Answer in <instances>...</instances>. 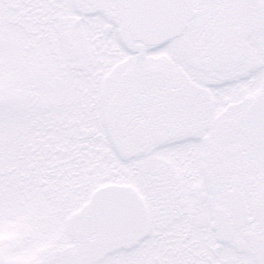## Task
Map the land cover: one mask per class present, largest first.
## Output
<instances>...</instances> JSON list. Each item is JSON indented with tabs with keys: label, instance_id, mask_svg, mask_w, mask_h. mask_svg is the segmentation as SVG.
<instances>
[{
	"label": "snow or ice",
	"instance_id": "snow-or-ice-1",
	"mask_svg": "<svg viewBox=\"0 0 264 264\" xmlns=\"http://www.w3.org/2000/svg\"><path fill=\"white\" fill-rule=\"evenodd\" d=\"M0 264H264V0H0Z\"/></svg>",
	"mask_w": 264,
	"mask_h": 264
}]
</instances>
